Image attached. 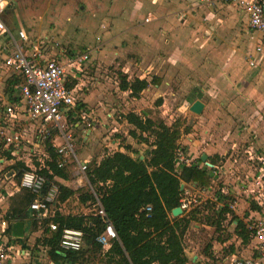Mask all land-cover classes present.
<instances>
[{"label": "crops", "instance_id": "1", "mask_svg": "<svg viewBox=\"0 0 264 264\" xmlns=\"http://www.w3.org/2000/svg\"><path fill=\"white\" fill-rule=\"evenodd\" d=\"M238 12L242 16L238 15ZM34 13L41 19L37 22L38 27H33L36 22H31L32 17H35ZM243 15L235 5L219 0H9L0 17L12 33L23 29L30 39L45 42L46 50L43 59L58 57L64 65H68L76 56L85 55L90 56L92 61L96 58L99 66H101V62H105L107 66L114 65V69H117L115 78H110V81L113 80V83L109 82L111 85L106 87L108 83L105 80L104 82L96 80V83L89 89V93L80 99L82 104L95 106L90 112L86 111L87 106L81 107L82 111L87 114V118L91 114V116L94 115L101 119L94 124L93 128L86 129V140L89 142L95 138L98 129H103L105 140L109 139V136H114L110 142L104 141L105 148L108 149L102 150L103 154L95 157L96 159L89 161L87 158L89 156L82 158L81 154H78L82 161L98 164L104 156L117 151L143 160L154 148L153 138H149V144L135 140L130 135V131L135 130V127L129 124L124 116L128 113H135L142 118L160 119L163 122L165 116V119H171L172 122L169 124L164 122V124L171 126L176 120L172 118L171 112H169V118L166 116L168 114L166 105L171 103L172 99L176 100L177 97L182 98L187 95L188 91L194 88H198V90L195 91L197 92L196 96L188 104L189 113H192L191 105L198 100L204 104L202 115L199 114L200 118L204 115L208 116L211 105L217 103L223 106L226 111L222 108L216 109L217 113L211 115L213 120H228L231 124H235V121H242L245 127L240 130L237 125H234L238 129L234 128L232 133H230L232 130L227 132L225 129V132L211 135L207 128L201 131L197 130L196 126L190 128L188 132L182 133L179 139L180 147L194 160V166L207 170L210 177L208 186H201L197 182L181 183L184 191L182 199L189 194L199 201L200 197L212 194L211 190L217 181L215 175L218 174V170L227 168L233 163L231 157L226 156L229 149L224 148L226 146L224 138L218 141L210 140L213 136L228 137L232 134L231 140L241 135V137H246V140H250L252 142L250 144L257 150L264 152V58L261 65L256 66L257 71L251 68L242 70L239 65L232 64L231 60L225 66H221L223 57L230 55V53L225 55V51L221 49L222 37H228L229 42L232 39L236 40L239 22L244 21L248 26V19ZM77 16H85L86 19H80ZM43 22L48 23L49 26L45 31H43ZM73 25H79L82 30L90 31V37L77 41L76 38L81 37H73L74 35L71 33L74 29ZM97 35L102 38L101 44H98L100 36L97 37ZM1 39L3 41L0 44V69L4 71L5 75L6 72H9L6 78L1 79L5 85L3 91L5 97L2 98L3 100L0 99V119L2 120L6 106L19 104L21 100L20 87L23 85L24 79L4 68V46L7 41ZM66 39L73 42L74 49L70 52L67 47L63 46L67 44L64 42ZM258 42H261L264 57V35H261ZM256 44L247 51V59L250 55L255 54ZM206 64L216 70L215 74L206 73ZM75 68L73 66L68 68L67 86L76 93L82 89L84 84L81 80L82 69ZM260 68L261 70L258 71ZM119 73L126 75L129 81L138 78L151 83L140 93L138 98H134L130 96L129 91L120 90ZM258 73H260L259 76ZM188 75L186 82L185 78ZM16 78L19 79V82H16ZM182 80H184V88H180ZM109 88L111 89L109 90ZM158 100L162 102L160 106H155ZM247 102L255 103L256 107H259L258 110L254 109L255 106H250L249 111L244 113L242 106ZM125 103L128 105L125 106ZM119 111L121 115L119 119H115L114 115ZM70 114L69 121L73 122L76 119L85 122L76 114ZM19 118L22 121L17 122L13 127L14 132L21 131L20 133H22L20 147L24 156L19 155L23 159L17 160L14 157L13 146L7 149L0 143V222L6 221L7 223L6 228L0 227V240L8 242L14 247L12 255L3 264H88V256L78 263L54 259L49 256V248L43 246L41 242L37 243L45 236L46 229L49 228L46 225L38 224L34 219V213L29 208L31 202L29 192L19 187L23 172L19 176V166L21 165L27 170L30 165L39 168L42 160L53 174L51 163L57 166L56 147L62 144L64 139L55 132L44 139L35 135L32 129L24 133L23 129L32 127V125L22 115ZM78 123L80 122H75V128L81 129ZM240 132L242 133L240 134ZM68 133L72 135L71 131ZM143 136L147 135L143 134ZM127 146L131 147V150H126ZM142 147L143 150L136 149ZM50 149L55 151V158L52 157ZM29 153L33 155L32 158L27 157ZM202 155L206 156V161L200 159ZM60 169L64 170L67 177L60 178L54 174L53 176L58 184L69 189L73 194L63 201L57 200L52 204L51 212H55V217L92 215L89 197V186H92L87 174L86 176L77 174L78 166L73 159H67L65 165ZM43 171L48 173L45 169L41 173ZM83 187L86 190L82 191ZM216 192L214 191V197L209 201L212 210L210 215H204L206 216L203 217L204 224L210 226L207 218L213 216L215 218L219 210L226 205L230 210L224 216L221 230L216 231L214 227H210L218 234L223 233L224 230L226 231L224 227L226 222L233 228L232 234L238 241L236 245L231 244L230 234L225 237L223 235L220 238L217 237L218 239L212 242L213 247L211 245L210 253L212 248H216L215 244H218L222 249H229L230 256L228 258L234 255L250 257L255 253L252 232H250L248 243L244 244L236 233L238 222L242 221L251 231L249 225L264 216V209L261 210L256 200H253L252 203L248 202L247 206L243 207L245 211L243 215L248 219H244L235 213L234 201L230 199L229 193L220 189ZM199 204L198 202L196 207ZM187 213L182 210L178 217ZM199 214L202 212L199 211L191 226L196 224ZM54 218L51 219L53 222H55ZM227 244H229L228 247H226ZM238 247H242L244 252L247 250L252 254L238 256L235 253ZM42 248L47 250L46 255H39L38 252H35V249L42 250ZM106 251L102 249L100 253L104 254ZM184 251L188 258L186 264L198 263L201 256L189 255L185 247ZM203 255L207 258L206 260L211 259L205 254ZM90 263L92 264V262ZM113 264L130 263L123 256L117 258Z\"/></svg>", "mask_w": 264, "mask_h": 264}, {"label": "trees", "instance_id": "2", "mask_svg": "<svg viewBox=\"0 0 264 264\" xmlns=\"http://www.w3.org/2000/svg\"><path fill=\"white\" fill-rule=\"evenodd\" d=\"M118 77L120 90L129 91L134 98H138L151 83L138 78L129 81L123 73H119ZM16 80L19 82L18 78ZM161 102L156 101L155 106H160ZM81 107L83 104H78V108ZM124 118L135 127L130 135L138 142L146 144H149V138H153L154 148L143 160L117 151L104 156L98 164L91 162L88 165L89 183L100 196L118 237L103 255L107 258V264H113L117 258L123 256L130 264H186L188 258L183 240L199 211L193 209L180 217H172L171 211L181 206L184 193L180 189L182 182H197L201 186L210 184V177L205 169L190 166L176 171L174 168L175 151L180 147L179 139L190 128L181 129L178 121L167 126L160 119L142 118L135 113H128ZM126 150H131V147L127 146ZM50 153L53 158L56 157L53 149H50ZM51 167L55 176L67 177L63 169L53 163ZM19 168V176L22 171L27 170L21 165ZM42 173L49 181L52 179V175L46 171ZM59 188L60 195L57 200L63 201L73 194L60 184ZM29 199H33L30 193ZM147 206L151 207L150 212L145 210ZM229 210L224 205L215 218H207L208 224L220 231L221 223ZM54 221L58 224L57 230L46 229L45 236L37 241L49 248L50 257L78 263L87 255L102 252L97 237L104 226L98 217L67 215L56 216ZM64 228L83 232L84 246L80 252H63L59 249ZM250 232L242 221L238 222L236 233L244 244L248 243ZM210 249L211 245H207L203 252L212 258Z\"/></svg>", "mask_w": 264, "mask_h": 264}, {"label": "built area", "instance_id": "3", "mask_svg": "<svg viewBox=\"0 0 264 264\" xmlns=\"http://www.w3.org/2000/svg\"><path fill=\"white\" fill-rule=\"evenodd\" d=\"M219 1L235 5L248 19L249 30L264 35V0ZM8 3L9 0H0V15ZM0 37L7 41L4 46V67L24 79V83L20 87L21 100L19 104L6 106L3 119H0V143L5 145L7 149L13 146L12 154L14 157L17 160L23 159L19 155L24 156L20 147L22 133H20L21 131L14 132L13 127L14 124L22 121L19 118L22 115L32 125V127L24 128L22 132L26 133L32 129L33 133L41 139L48 138L52 132H55L64 139V142L56 147V164L59 168L65 165L67 159H73L78 166L77 174L86 176L89 163L82 161L80 156L76 154L72 135L66 131L65 119H68L71 113L87 121L88 116L81 108H78L75 92L67 86V79L69 66L80 65L78 62L86 60L88 57L85 55L76 57L68 65H64L58 57L43 59L46 50L45 42L30 39L23 29L12 33L1 20V17ZM254 51L255 54L250 55L248 59L249 65L252 67L259 65L264 58L261 42L256 44ZM72 123L71 128L74 129L76 127L75 122ZM87 126L89 127L90 123H87ZM32 156L30 153L27 155L28 158H32ZM40 163L41 167L35 168L30 165L28 170L22 172L19 187L33 196L29 208L34 213V219L38 224L46 225L51 231H55L58 224L51 220L55 217V212H51V206L57 201L60 188L55 176L46 167L44 161L41 160ZM194 165V160L181 147L176 149L174 156L176 171ZM43 169L53 176L50 181L46 175L41 173ZM89 188L90 205L94 207L92 215L98 217L104 226L103 231L97 237V242L106 251L113 241L118 240L117 233L103 208L100 196L92 187L89 186ZM197 204L198 201L195 197L183 198L180 207L189 212ZM145 210L150 212L151 207L147 206ZM0 227L6 228V221H1ZM249 229L255 241V253L248 258L231 256L228 264H264V216L251 222ZM83 246L84 235L81 230L73 228L62 230L58 245L61 251L80 252ZM13 251L12 245L0 240V264L6 262Z\"/></svg>", "mask_w": 264, "mask_h": 264}, {"label": "rangeland", "instance_id": "4", "mask_svg": "<svg viewBox=\"0 0 264 264\" xmlns=\"http://www.w3.org/2000/svg\"><path fill=\"white\" fill-rule=\"evenodd\" d=\"M12 3V2H11ZM42 12H40V15ZM35 14V17H32L31 22H36L33 27H38L37 22L41 21L39 17ZM33 14V15H34ZM238 15H241L240 12H238ZM242 16V15H241ZM244 16V15H243ZM80 19H86L85 16H77ZM241 18V17H240ZM240 24L238 25V33L236 35V40H231L229 42L228 37H222L221 41V49L222 51H225V55L229 56H224L223 60L221 62V66H225L228 64V62L231 60L232 64H237L239 65V68L242 70H248V69H255L257 71V67H251V65L248 64V59H247V51H249L250 48H252L256 43L257 40L261 37V35H258L251 30L248 29L247 24H245L244 21L239 22ZM43 31L47 30L49 28L48 23L45 24L43 22ZM74 26V25H73ZM76 29V32H75ZM73 37L76 38L77 36H80L81 38L77 37L76 40L80 41V39H87L90 37V31L82 30V28L79 25L74 26V29L71 31ZM74 33V34H73ZM87 35V37H86ZM100 35H97V37ZM99 43L101 44L102 38L101 36L98 38ZM261 40V39H260ZM2 39L0 37V44L2 43ZM87 41V40H86ZM67 44L63 45L64 47H67V50L70 52L73 48V42H70L69 39H66ZM75 42V41H74ZM77 55V54H75ZM79 55V54H78ZM78 57V56H76ZM82 57V56H79ZM78 57V58H79ZM90 57V56H89ZM86 60H82L81 62H78L80 65H73V67H78L81 70V80L83 81L82 86L80 90H78L75 93V97L77 99V103H83L80 99L84 97L85 94L89 93V89L96 83V80H100L102 82L108 83L106 87H108L109 82L113 83V80L110 78H115L116 76V70L114 69V65L107 66L105 62H101V66L98 64V60L95 58V60H91V57ZM75 59V58H74ZM78 61V60H76ZM4 65V64H3ZM94 65V66H93ZM259 64L258 66H260ZM0 66H1V56H0ZM249 67V68H248ZM5 68V67H4ZM99 68V69H98ZM263 68V67H261ZM258 69L259 70H261ZM6 69V68H5ZM76 69V68H75ZM97 69V70H96ZM206 73H213L215 74V69L210 65L208 66L206 64ZM213 69V70H212ZM92 70V71H91ZM10 71V70H9ZM80 71V70H78ZM263 72V71H262ZM9 72H6V75ZM4 74V75H3ZM263 74V73H262ZM6 75L2 69H0V99L5 97L3 91L5 88L4 81L1 80L4 77L6 78ZM258 76L260 73L257 74ZM107 77V78H105ZM188 76H186L185 81L187 82ZM222 77V75H221ZM184 80L181 81L182 85L180 88H184ZM100 85V84H96ZM189 85V84H186ZM183 86V87H182ZM111 88H109L110 90ZM177 89V88H176ZM95 90V89H94ZM187 90V88H186ZM197 89H192L191 91H188L189 93L187 95L182 96V98L177 97V99H172L171 103H168L166 105L168 114L166 116H169V112L172 113V118L178 122H180L181 129L184 127H189L192 129L193 126H196L197 130L203 131L204 129H208L209 133L211 135L219 134L221 132H225V129L227 132L231 131L230 133L233 132L234 128H237L234 125H237L240 130H242L245 125L242 123V121H235V124H231L228 120L223 121L222 119H217L213 120L212 119V114L217 113V110H220V108L223 109V106L220 104L218 105L217 103H213L211 105V108L209 110V115H204L202 118H200V115H196L194 113H189L188 112V104L191 101L193 97H195ZM186 92V91H185ZM192 92V93H191ZM3 100V99H2ZM1 103V101H0ZM128 104L125 103V106ZM130 105V104H129ZM84 107H86V111L93 110L95 106H89L87 104H83ZM250 106H255L254 109L258 110L256 107L255 103L247 102L245 105L242 106L243 112L246 113L249 111ZM264 106V104H263ZM88 109V110H87ZM217 109V110H216ZM226 111V110H225ZM121 115V112H117L114 115L115 119H119ZM181 115V116H180ZM202 115V114H201ZM169 118V117H168ZM88 121L81 122L75 119L73 122H80L78 123L79 128H71L73 125L72 121H69V119H65V127L66 131L72 133V138L75 142L76 146V153L81 154L82 158L87 157L89 161L96 159L95 157H98V155L103 154L101 153L102 150H107L108 148H105V142L108 143L110 142V139L114 138V136H109V139L105 140V133L103 132V129H98L95 133V138L91 139V141H87V136H86V129L87 128H93L94 124L98 123L97 121L100 120V117H95L94 115L91 116L89 115V118H87ZM110 121V120H109ZM107 122V121H106ZM164 122L166 123H171V119L167 120L165 119L164 116ZM72 123V125H71ZM90 123V127H87L86 124ZM96 128V127H95ZM100 128V127H99ZM237 128V129H238ZM95 131V130H94ZM106 132V130H104ZM120 132V131H119ZM107 133V132H106ZM242 132H240L241 134ZM102 135V136H101ZM232 134H230L231 136ZM101 136V137H100ZM230 136H213L212 139L210 140H216L218 141L221 138H224V144L226 145L224 148L229 149V152L227 153L226 156H230L231 160L233 161L231 166L227 168H222L218 170V174L215 175L217 177V181L215 182V185L213 186V190H211L212 194H208L207 196H203L199 198V206H194L191 210H196L201 211L202 214L198 215V219L196 221L195 225L190 226L189 230L184 236V247L187 249L189 252V255H199L201 258L199 259L197 264H228L229 262V249L228 248H220L218 244H215L216 248H212L211 253H212V258L206 260L207 258L203 257L204 255V249L206 248L207 245H212L217 237H223L227 236L230 234L229 241L231 244L236 245V242L238 241L237 238L232 234V227L230 224H227L226 222L224 223V227L226 231L224 230L223 233H217L213 230L208 225H205V220L203 217H206L204 215H210L211 212V204L209 201H211L214 197V191L216 192L217 190H223L226 193L230 194V199H233L234 201V210L235 213L238 216H242L244 219L247 218L245 217L244 214V209L243 207L247 206L246 203H252L254 200L253 198L257 199L260 204L259 207L261 210L264 209V152H261L260 150H257L250 142V140H246V137H234L233 139L230 140ZM228 141V142H227ZM180 142V140H179ZM251 143V144H250ZM135 145V144H134ZM251 147V148H250ZM136 149H141L143 150L144 148H136ZM260 151V152H259ZM94 155V156H93ZM236 161V162H234ZM234 165V167H233ZM86 190V188L83 187L82 191ZM228 191V192H227ZM218 193V192H216ZM198 196V195H197ZM186 198L193 197L192 195L190 196L189 194L185 196ZM200 207V208H199ZM91 211L94 213V207L90 205ZM247 211V210H246ZM249 214V213H248ZM248 219V218H247ZM229 244H227L226 247H228ZM237 249V248H236ZM35 252H38L39 255H46L47 250L43 249H35ZM236 255L242 256V255H251L252 252H246L243 251L242 247H238L237 251L235 252ZM88 256V264H107V258L102 254V253H95L93 255H87ZM191 264V263H190Z\"/></svg>", "mask_w": 264, "mask_h": 264}, {"label": "water", "instance_id": "5", "mask_svg": "<svg viewBox=\"0 0 264 264\" xmlns=\"http://www.w3.org/2000/svg\"><path fill=\"white\" fill-rule=\"evenodd\" d=\"M203 108H204V104L201 102V101H195L191 107H190V111L196 115H199L202 113L203 111ZM200 159L202 161H206V156L205 155H202L200 157ZM180 189L182 190L183 189V184L180 185ZM182 213V208L181 207H176L174 208L172 211H171V214L173 217H178L179 215H181Z\"/></svg>", "mask_w": 264, "mask_h": 264}]
</instances>
